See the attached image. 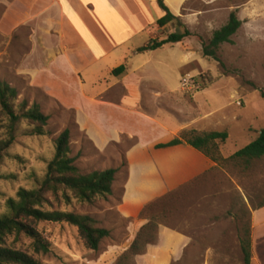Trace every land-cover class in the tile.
Segmentation results:
<instances>
[{"label":"rangeland","instance_id":"374dc122","mask_svg":"<svg viewBox=\"0 0 264 264\" xmlns=\"http://www.w3.org/2000/svg\"><path fill=\"white\" fill-rule=\"evenodd\" d=\"M234 12L243 25L233 43L221 47V62L205 57L202 44ZM168 27L167 36L188 30L193 37L178 48H167V66L160 68L158 76L166 81L160 90L166 86L186 99L176 107L177 115L167 118L189 123L204 119L200 126L207 132L227 130L229 139L220 144V151L229 159L256 141L264 128V0H187L179 21ZM33 35L30 25L17 29L11 42L0 33V81L18 91L16 113L21 115L37 104L50 117L45 136L29 134L33 128L26 120L16 125V142L0 166V216L8 214L7 202L19 200L18 193L26 189L39 192L40 209L89 216L95 227L109 230L111 236L94 252L85 247L76 227L40 223L38 230L50 244V253H36L33 241L25 236H13L9 244L41 264H245L241 238L244 226L251 224L253 240L254 212L264 204V160L248 170L234 163L216 166L204 178L158 201L142 218L147 222L144 227L151 221L156 225V241L142 255H128L135 241L130 231L135 223L122 218L118 207L126 180L125 154L134 141L124 139L99 151L79 130L74 110L63 108L32 83L27 70L35 48ZM185 77L196 83L194 91H183ZM67 129L71 131V157L82 173L119 171L112 196L85 203L63 187L47 183L55 141ZM258 220L264 221V212ZM261 229L251 264H264V226ZM182 235L190 238L189 245L176 241Z\"/></svg>","mask_w":264,"mask_h":264},{"label":"crops","instance_id":"0c3cea01","mask_svg":"<svg viewBox=\"0 0 264 264\" xmlns=\"http://www.w3.org/2000/svg\"><path fill=\"white\" fill-rule=\"evenodd\" d=\"M163 1L174 16H182L187 0ZM164 16L158 0H0V33L10 42L20 27H34L35 48L27 70L32 83L74 110L79 130L99 151L124 139L134 141L125 154L126 180L118 207L122 218L135 223L130 229L134 239L147 224L140 219L146 207L216 167L188 145L157 148L184 130L207 132L200 126L204 119L189 123L167 118L177 115L176 107L186 99L166 86L161 91L166 81L158 75L167 66V48L184 42L138 53L152 40L168 37L169 27L158 26ZM123 65L126 73L115 77L113 71ZM263 212L256 210L253 217L255 255L264 226L258 214ZM176 241L187 246L190 238L182 235Z\"/></svg>","mask_w":264,"mask_h":264},{"label":"trees","instance_id":"16d2710c","mask_svg":"<svg viewBox=\"0 0 264 264\" xmlns=\"http://www.w3.org/2000/svg\"><path fill=\"white\" fill-rule=\"evenodd\" d=\"M158 5L165 12V16L158 21L160 28H165L175 21H179V18L173 15L163 0H158ZM242 25L243 22L239 19L237 13H232L229 22L216 31L209 42L202 44L203 55L221 62V47L225 44L233 43V37L237 35ZM191 37H193V34L188 30L183 33H170L164 41L152 40L148 46L140 48L138 53L156 51L166 45L182 43L185 39ZM125 73V65L113 71L115 77H121ZM262 97L264 98V92H262ZM17 99L18 91L7 83L0 81V166L6 152L16 142L15 132L17 124L22 120H26L33 128L29 131V134L45 136V128L50 120V117L41 112L37 104L30 109L24 110L21 115L17 114L14 105ZM228 139L229 132L227 130L199 133L194 129H188L182 131L172 142L166 145H159L157 148L163 149L188 145L204 154L217 167L234 163L248 170L254 162L264 160V128L259 132L256 141L229 159H225L221 154L220 144H225ZM55 147V156L47 169L48 184L63 187L71 192L74 199L85 203H93L98 197L106 198L114 194L113 186L119 171L117 169H108L105 171H94L89 174L82 173L75 165L76 159L71 157V131L69 129L62 132L56 139ZM18 198L19 200L10 199L7 202L8 214L0 216V264H41L34 256L9 244L11 237L20 238L25 236L33 241L36 253H50V244L38 230L40 223H67L76 227L85 247L94 252L99 251L103 240L111 236L109 230L95 227V221L89 216H77L71 213L50 212L40 209L39 202L41 197L37 191L21 189L18 193ZM158 201L146 207L140 215V219L144 218L148 209ZM262 208H264V204L256 210ZM156 230L157 227L152 221L142 228L128 255L134 257L142 255L146 247L156 241ZM243 231L241 249L245 264H251L253 260L251 224L245 225Z\"/></svg>","mask_w":264,"mask_h":264},{"label":"built area","instance_id":"2783aa9c","mask_svg":"<svg viewBox=\"0 0 264 264\" xmlns=\"http://www.w3.org/2000/svg\"><path fill=\"white\" fill-rule=\"evenodd\" d=\"M182 89L185 92H192L195 90V83L191 78L185 77L182 81Z\"/></svg>","mask_w":264,"mask_h":264}]
</instances>
